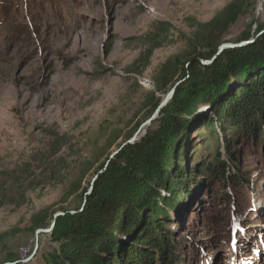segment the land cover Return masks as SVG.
Masks as SVG:
<instances>
[{"label":"rangeland","instance_id":"374dc122","mask_svg":"<svg viewBox=\"0 0 264 264\" xmlns=\"http://www.w3.org/2000/svg\"><path fill=\"white\" fill-rule=\"evenodd\" d=\"M233 9L240 14L221 43L239 48L264 28V0H0V264H46L57 252L54 216L81 208L99 167L144 134L152 95L161 103L170 91L161 77L184 65L203 26ZM160 27L166 41L134 73L143 38ZM196 115L213 117V107ZM235 134L225 137L246 182L189 186L192 200L171 217L182 264H264V141L234 142ZM208 135L193 122L186 172L211 155Z\"/></svg>","mask_w":264,"mask_h":264},{"label":"trees","instance_id":"16d2710c","mask_svg":"<svg viewBox=\"0 0 264 264\" xmlns=\"http://www.w3.org/2000/svg\"><path fill=\"white\" fill-rule=\"evenodd\" d=\"M239 10L217 25H202L187 61L174 71L178 80L173 82L169 73L161 77L164 88L179 84L159 117L137 141L126 143L99 167L81 208L52 220L49 237L59 248L44 259L46 264H182L171 217L192 200L189 186L204 178L223 189L246 182L225 134L236 131L234 142L264 141V28L256 31L260 34L252 43L222 51L208 66L201 64L216 55ZM156 32L143 38L148 48L134 62L138 75L166 41L167 27ZM151 98L155 111L161 99ZM205 105L213 107V117L196 115ZM193 122L208 129L216 146L201 166L186 172L184 144ZM221 132L224 137L219 138ZM220 139L227 161L221 159ZM220 197L227 204V195Z\"/></svg>","mask_w":264,"mask_h":264},{"label":"water","instance_id":"95a60500","mask_svg":"<svg viewBox=\"0 0 264 264\" xmlns=\"http://www.w3.org/2000/svg\"><path fill=\"white\" fill-rule=\"evenodd\" d=\"M261 33H262V32H261ZM236 47H237L236 45H232V44H228V43H221V44L218 46V48H217L216 55H215V56L209 61V63H211V62L215 59L216 56H218L219 54H221L222 51H224V50H226V49H233V48H236ZM178 84H179V82L176 83L175 86H174L173 88L170 89V91L168 92V94L166 95V97L162 100V102H161V103L157 106V108L155 109L154 114H153L151 117H149V118L147 119V121H146L142 126H149L150 123H151V122L157 117V115H158V113L160 112V110L166 106L167 102L170 100V98H171L172 95L174 94L175 87H176ZM115 154H117V152H115V153L110 157V159H111ZM96 178H97V176L95 175L94 178L91 180L89 190L87 191V193L85 194V196H87V195L90 194V192H91V190H92V185H93V183L95 182ZM84 202H85V200H83V204H82V206L84 205ZM60 215H61V213L55 215L53 219H55L56 217H58V216H60ZM53 226H54V221H52L50 229H51Z\"/></svg>","mask_w":264,"mask_h":264}]
</instances>
